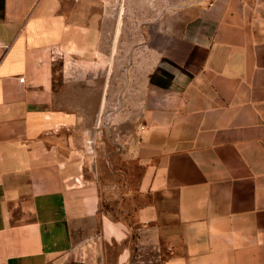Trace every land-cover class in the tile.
Returning a JSON list of instances; mask_svg holds the SVG:
<instances>
[{
    "label": "crops",
    "instance_id": "0c3cea01",
    "mask_svg": "<svg viewBox=\"0 0 264 264\" xmlns=\"http://www.w3.org/2000/svg\"><path fill=\"white\" fill-rule=\"evenodd\" d=\"M180 15L113 110L76 0H0V264H264V0Z\"/></svg>",
    "mask_w": 264,
    "mask_h": 264
},
{
    "label": "rangeland",
    "instance_id": "374dc122",
    "mask_svg": "<svg viewBox=\"0 0 264 264\" xmlns=\"http://www.w3.org/2000/svg\"><path fill=\"white\" fill-rule=\"evenodd\" d=\"M206 1L209 0H76V11L89 13L91 25L98 28L96 59L99 67L107 66L113 110L121 106L126 88L129 100L131 93L136 92V84L127 85V81L136 75L138 62H152L153 36L179 21L183 16L178 14L187 7ZM131 102L125 109L128 119L137 109Z\"/></svg>",
    "mask_w": 264,
    "mask_h": 264
},
{
    "label": "built area",
    "instance_id": "2783aa9c",
    "mask_svg": "<svg viewBox=\"0 0 264 264\" xmlns=\"http://www.w3.org/2000/svg\"><path fill=\"white\" fill-rule=\"evenodd\" d=\"M19 80H20L21 82H24V80H25V77H24V76H22V77H20V78H19Z\"/></svg>",
    "mask_w": 264,
    "mask_h": 264
}]
</instances>
